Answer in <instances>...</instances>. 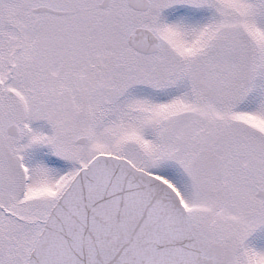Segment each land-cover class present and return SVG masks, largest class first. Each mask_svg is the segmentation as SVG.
Masks as SVG:
<instances>
[{
  "label": "snow or ice",
  "instance_id": "1",
  "mask_svg": "<svg viewBox=\"0 0 264 264\" xmlns=\"http://www.w3.org/2000/svg\"><path fill=\"white\" fill-rule=\"evenodd\" d=\"M0 264H264V0H0Z\"/></svg>",
  "mask_w": 264,
  "mask_h": 264
}]
</instances>
